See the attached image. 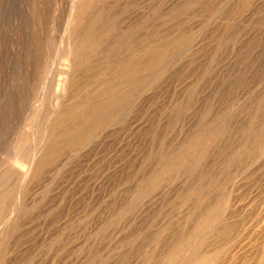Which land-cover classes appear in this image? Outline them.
<instances>
[{
  "label": "rangeland",
  "instance_id": "rangeland-1",
  "mask_svg": "<svg viewBox=\"0 0 264 264\" xmlns=\"http://www.w3.org/2000/svg\"><path fill=\"white\" fill-rule=\"evenodd\" d=\"M74 1L0 0V264H264V0Z\"/></svg>",
  "mask_w": 264,
  "mask_h": 264
},
{
  "label": "bare ground",
  "instance_id": "bare-ground-1",
  "mask_svg": "<svg viewBox=\"0 0 264 264\" xmlns=\"http://www.w3.org/2000/svg\"><path fill=\"white\" fill-rule=\"evenodd\" d=\"M84 3V4H87L85 2V0H75L73 3H72V7L70 9V12H69V17H68V28L72 25V22L75 21L76 19V16H77V11H78V8H80L81 4ZM81 9V8H80ZM57 70V69H56ZM55 70V71H56ZM137 76V75H136ZM43 132V130H42ZM22 172V171H21ZM21 175H23V177H26V172L25 173H22Z\"/></svg>",
  "mask_w": 264,
  "mask_h": 264
}]
</instances>
